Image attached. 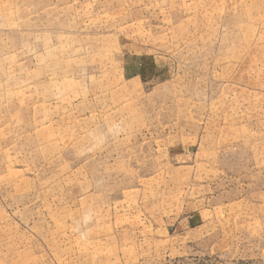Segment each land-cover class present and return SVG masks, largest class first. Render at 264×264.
<instances>
[{"label":"rangeland","instance_id":"374dc122","mask_svg":"<svg viewBox=\"0 0 264 264\" xmlns=\"http://www.w3.org/2000/svg\"><path fill=\"white\" fill-rule=\"evenodd\" d=\"M0 264H264V0H0Z\"/></svg>","mask_w":264,"mask_h":264}]
</instances>
